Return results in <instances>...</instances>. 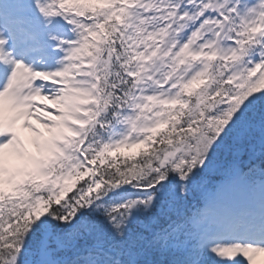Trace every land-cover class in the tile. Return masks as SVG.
I'll list each match as a JSON object with an SVG mask.
<instances>
[{
  "label": "snow or ice",
  "instance_id": "6c2138e0",
  "mask_svg": "<svg viewBox=\"0 0 264 264\" xmlns=\"http://www.w3.org/2000/svg\"><path fill=\"white\" fill-rule=\"evenodd\" d=\"M0 264H264V0H0Z\"/></svg>",
  "mask_w": 264,
  "mask_h": 264
}]
</instances>
